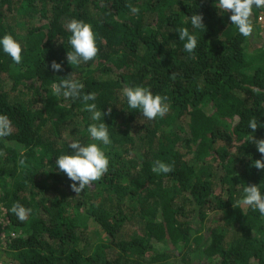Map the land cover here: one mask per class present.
Returning <instances> with one entry per match:
<instances>
[{"label": "trees", "instance_id": "1", "mask_svg": "<svg viewBox=\"0 0 264 264\" xmlns=\"http://www.w3.org/2000/svg\"><path fill=\"white\" fill-rule=\"evenodd\" d=\"M194 12L205 28L192 29ZM73 18L92 24L98 53L72 67ZM181 26L198 36L193 53L179 40ZM5 33L21 43L22 62L0 51L10 82L0 87V113L12 122L0 138V203L17 231L0 240L2 263L161 264L193 244L196 259L180 264H264V215L241 202L244 184L264 186V169L253 164L262 154L248 141L264 139V29L243 37L214 0H0ZM53 60L62 71L51 69ZM67 77L110 109L112 142L101 145L108 171L77 193L55 161L67 151L68 122L93 121L81 99L52 95L53 82ZM137 84L168 97L163 117L128 109L123 90ZM156 160L172 171L153 172ZM16 203L31 210L23 221L11 211ZM216 210L229 222L211 225L206 214ZM84 215L106 236L91 249ZM134 220L139 230L128 236Z\"/></svg>", "mask_w": 264, "mask_h": 264}, {"label": "clouds", "instance_id": "2", "mask_svg": "<svg viewBox=\"0 0 264 264\" xmlns=\"http://www.w3.org/2000/svg\"><path fill=\"white\" fill-rule=\"evenodd\" d=\"M214 7L218 14L223 16L228 14L231 24L243 37L253 35V11L264 9V0H214ZM132 12L139 9L133 7ZM192 29L205 28L201 13L194 12L189 16ZM67 30L70 35L67 43L70 50L66 52V61L73 66H80L82 63L92 60L98 53L97 37L92 24L81 19H71L67 22ZM179 40L183 42L184 51L193 53L198 45V36L195 31H190L188 27L181 26L176 29ZM0 51L11 57L16 64L22 62V45L11 34L5 33L0 36ZM51 69L54 72L62 71L63 64L57 60L51 62ZM84 85L79 79L67 77L53 82L51 93L56 97L71 98L72 100L81 99L84 110L90 113L93 121L87 125V133L91 142H83L80 138L67 140V151L56 158L55 164L59 171L66 174L71 181V188L77 193L85 186L97 181L104 175L109 168V156L101 145H109L111 135L108 124L105 122V115L110 109L102 111L96 103L94 92H83ZM123 97L128 109L139 110L144 117L155 119L163 117L169 111L168 97L159 93H153L149 87L143 85H131L123 90ZM258 121L256 118L250 119L248 128L256 129ZM12 132V122L7 114L0 113V138L8 137ZM248 141H253L261 159L254 160V166L264 169V139H255L252 135ZM70 149V151L68 150ZM24 161L21 160V164ZM172 164L156 160L152 166V171L156 173H168L172 171ZM78 182V183H77ZM244 205L258 210L264 215V186L259 184H244L242 188V200ZM18 219H26L30 209L16 203L12 206Z\"/></svg>", "mask_w": 264, "mask_h": 264}, {"label": "rangeland", "instance_id": "3", "mask_svg": "<svg viewBox=\"0 0 264 264\" xmlns=\"http://www.w3.org/2000/svg\"><path fill=\"white\" fill-rule=\"evenodd\" d=\"M8 18L9 19L7 20L9 25L12 26V30L15 31L17 33V36L22 40L24 36L23 34H21L22 31L21 27L20 29L18 28V25H16L15 23L16 21L13 17L9 16ZM252 20H253V25L256 28V31L258 32V34H260L264 29L263 28L264 24H262V22L258 20V16H256L254 19L252 17ZM9 86H10V82L6 76V73H0V87L8 88ZM78 119L79 118L75 120L72 118L68 122L64 133L65 137L67 138V140L71 138H80L85 143L91 142V138H89L90 136L89 135L87 136V125L85 124V121L80 119L79 121ZM85 136H87V139L85 138ZM215 173H216L215 178L213 177L214 181L218 180L219 178V171L216 170ZM104 193L102 194L104 195ZM0 195H2L1 187H0ZM105 203L108 204V201L106 199H105ZM3 211L4 209L2 207V204L0 203V240L4 239L6 236L16 235L17 232L15 229L11 228L7 224V220L5 218ZM206 216L208 217L207 221L210 222L211 225H214V223L216 225V224H226L227 222H229L227 215H224L222 212L218 210L214 212H208ZM83 218L85 219V223L87 226V235H86L87 238L85 240V246H88V248L91 249L94 246V244L106 241V236L103 230L101 229V227L98 225V223L94 221L91 217L89 218L86 215H84ZM137 224L138 223L136 222V220H134V222L126 226V231L128 236L134 235V233H136V230H139V226L136 228ZM193 247H194L193 244L185 250H182V247H179V249H181V252L177 257L167 258L161 264H180V263H188L192 260H195L196 255L193 252ZM0 264H10V263H2L0 261Z\"/></svg>", "mask_w": 264, "mask_h": 264}, {"label": "built area", "instance_id": "4", "mask_svg": "<svg viewBox=\"0 0 264 264\" xmlns=\"http://www.w3.org/2000/svg\"><path fill=\"white\" fill-rule=\"evenodd\" d=\"M258 20L264 24V9H258ZM4 212V211H3Z\"/></svg>", "mask_w": 264, "mask_h": 264}]
</instances>
